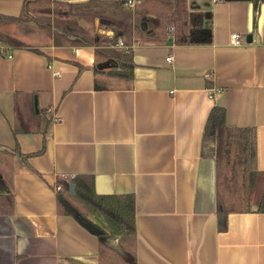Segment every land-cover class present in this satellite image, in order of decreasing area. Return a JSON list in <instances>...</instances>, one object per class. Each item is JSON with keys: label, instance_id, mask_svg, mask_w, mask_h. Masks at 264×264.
Here are the masks:
<instances>
[{"label": "crops", "instance_id": "1", "mask_svg": "<svg viewBox=\"0 0 264 264\" xmlns=\"http://www.w3.org/2000/svg\"><path fill=\"white\" fill-rule=\"evenodd\" d=\"M23 1L0 0V16L18 18ZM101 2L103 15L120 12L119 2L132 10L131 38L112 45L106 36L115 27L80 20L77 27L100 32L103 43L68 46L54 28L0 21V32L13 27L12 42L23 45L0 42V189L14 198L11 214L0 215V264H120L101 255L97 236L57 212L58 181L80 176L93 177L98 195L135 197L137 235L127 243L135 264H264V0H186L189 13L211 14L212 43L201 46L176 45L173 27L158 43L156 18L135 17L139 0ZM30 14L46 13L31 7ZM128 51L133 79L109 75ZM16 94L31 96L33 110L19 96L23 131L14 137ZM215 106L226 110L229 127L255 128L257 139L250 210L230 213L225 231L215 161L203 157L204 144L213 146L205 130ZM16 144L26 155L43 152L23 162L1 150ZM90 218L110 231L101 214Z\"/></svg>", "mask_w": 264, "mask_h": 264}, {"label": "trees", "instance_id": "2", "mask_svg": "<svg viewBox=\"0 0 264 264\" xmlns=\"http://www.w3.org/2000/svg\"><path fill=\"white\" fill-rule=\"evenodd\" d=\"M141 9L136 11L135 17L140 16L155 17L153 29L157 33V42L163 43L168 39V30L173 27V39L179 46H201L212 43V26L210 13H189L185 9L186 0H139ZM259 3V0H256ZM256 9L258 4H256ZM101 0H24L21 15L16 18H5L0 16V21L15 20L21 23H33L34 25L52 30L56 33L59 43L68 46H97L101 45L102 39L97 32L94 38L89 36L90 32L80 27L77 30H61L59 33L54 21L50 19H40L30 14L31 7H41L45 13L54 9L53 15L58 14L56 9L65 10L64 19L80 21L87 20L94 25L99 19L100 25L115 27V32L111 36H106L112 45L118 44L123 36H132V15L126 11L125 3L119 2L118 13H103L99 10ZM257 23V14L254 18V25ZM103 37V36H102ZM0 42L12 46H23L14 44L12 40L0 32ZM128 56L118 55V66L109 75L131 81L133 79L134 62L131 51ZM19 96L30 101L33 110V100L28 95H18L14 97L16 125L12 134L15 137L20 131L18 118L20 121V108L18 105ZM41 111L35 114L39 117ZM34 128L28 131H34ZM205 139H211L213 146L204 144V158L215 161L216 169V208L218 228L220 231L227 229V218L232 212H249L251 174L257 168V139L255 128H234L226 124V110L223 107L215 106L209 116ZM206 147V148H205ZM10 155L19 156L23 162L28 158L39 155L43 148L36 154L26 155L21 153L18 144L13 149H1ZM242 168V197L238 201L230 187L233 173L237 167ZM62 185L61 192L56 195L57 212L61 215L69 216L76 220L90 233L98 237L101 255L112 254L117 257L120 264H135L136 258L133 248L127 243L135 241L136 232V203L133 195L116 196L98 195L95 191L94 179L90 176H80L76 180L66 183L58 181ZM70 185H73V193H70ZM236 193V192H235ZM238 203V204H236ZM14 198L9 192L0 189V215H10L13 211ZM238 205V206H237ZM260 211L264 210V193L260 201ZM101 214L106 220L110 231L95 223L90 216ZM116 259V260H117Z\"/></svg>", "mask_w": 264, "mask_h": 264}, {"label": "rangeland", "instance_id": "3", "mask_svg": "<svg viewBox=\"0 0 264 264\" xmlns=\"http://www.w3.org/2000/svg\"><path fill=\"white\" fill-rule=\"evenodd\" d=\"M101 7V5H100ZM126 11H130L131 15H132V23H133V12L132 10L128 9L127 7L124 8ZM54 13V9H50V12H47L45 15H35L34 17L36 18H40V19H43V20H46V19H50L52 21H54V24L57 29H63V30H67L68 28L69 29H79L80 27H77V20H74V19H71L70 21H67L66 19L63 18V13L65 12V10H59V9H56V12H58V14L56 15H53V13H51L52 11ZM99 10H102V9H99ZM45 11V10H43ZM33 16V15H32ZM54 16V17H53ZM36 26V25H34ZM91 27L93 28L94 25H91ZM40 28V27H38ZM13 27L9 26V27H4L2 30H4V35H6L7 37H9L11 39V31ZM42 29V28H40ZM45 30V29H43ZM47 33H51V30H45ZM90 32L89 36L91 38H94L97 34L94 33V29H91V30H87ZM100 37V35H99ZM122 55H127V53H122ZM233 177H232V181L230 183V187H231V190L233 192V195L236 196L237 200L238 201H241V197H242V168L241 166L240 167H237L235 172L232 174ZM236 192V193H235ZM238 204V203H236ZM238 206V205H237Z\"/></svg>", "mask_w": 264, "mask_h": 264}, {"label": "built area", "instance_id": "4", "mask_svg": "<svg viewBox=\"0 0 264 264\" xmlns=\"http://www.w3.org/2000/svg\"><path fill=\"white\" fill-rule=\"evenodd\" d=\"M216 1L217 0H214V2H216ZM231 42H232L233 45L239 46L241 44V42H240V35L237 34V33L233 34L232 37H231ZM121 45L123 46L122 43H121ZM8 58H11V56H8ZM167 61L169 63H171L172 62V57H169L167 59ZM206 77H210V76L207 75ZM221 92H222V90H220V89L219 90L218 89L217 90H210L208 94H209V97L211 99H213L217 94H220ZM59 190H60V187H57L56 188V191H59Z\"/></svg>", "mask_w": 264, "mask_h": 264}, {"label": "water", "instance_id": "5", "mask_svg": "<svg viewBox=\"0 0 264 264\" xmlns=\"http://www.w3.org/2000/svg\"><path fill=\"white\" fill-rule=\"evenodd\" d=\"M248 41L249 42L251 41V37L250 36L248 37ZM69 188H70V193H73V188H74L73 185H70Z\"/></svg>", "mask_w": 264, "mask_h": 264}]
</instances>
